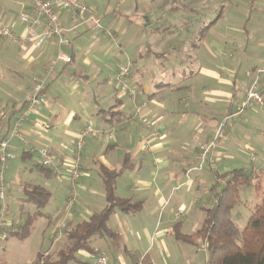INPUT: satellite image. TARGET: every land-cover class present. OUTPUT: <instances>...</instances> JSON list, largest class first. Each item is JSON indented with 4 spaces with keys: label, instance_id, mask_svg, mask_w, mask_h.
<instances>
[{
    "label": "crops",
    "instance_id": "crops-1",
    "mask_svg": "<svg viewBox=\"0 0 264 264\" xmlns=\"http://www.w3.org/2000/svg\"><path fill=\"white\" fill-rule=\"evenodd\" d=\"M123 1L127 0L118 2ZM130 1L129 19L122 23L120 11L111 7V0H82L95 13L96 9L99 11L103 25L98 31L82 25V14L60 9L62 27L72 45L60 47L53 37L40 47L33 41L24 42L31 27L38 35L48 28L45 19L37 15L34 0H0V27L13 33V38L0 37V137H8L24 111L35 79H47L45 100L29 115L23 139L9 143L15 157L9 161L8 170L17 171L12 179L5 175V181L8 196L15 190L23 197L14 202L20 203L24 211H35L37 207L28 200L25 190L38 186L50 193L53 177L59 178V184L66 183L61 171L67 165L66 173L71 172L82 133L94 124L98 131L84 138L80 159L81 172L86 169L93 175L81 176V184L70 177V211L82 219L79 223L102 211L107 206L102 167L117 172L116 195L140 203L137 214L164 222L158 242L150 248L157 245L159 250L155 264H165L160 255L170 256L167 242L171 244V238L199 247L198 239L188 242L178 238V234L193 236L200 229L188 235L183 233L181 222H174L179 217L171 213L170 205L176 194L183 206L188 205L185 194L209 196V208L202 206L205 204L201 199L195 200L194 211L199 214L213 208L215 193L225 187L223 180L217 182L218 176L242 169L253 173V186H264V163L256 164L258 155L253 152L264 137V105H255L243 117L229 118L245 99L252 82L258 81L264 97V72L259 73L264 70V0ZM23 15L30 17L33 25L25 24ZM211 24L206 33L202 32ZM222 24L230 31L216 29ZM75 26H79L77 35L72 32ZM111 40L116 49L105 52L108 45L112 46ZM60 53L70 57L71 62L57 60ZM127 64L132 66L129 84L137 90L136 97L122 93L119 85L111 81L119 67ZM227 118L226 137L207 156L201 171L187 174L198 165L200 147L214 139L215 129ZM34 127L46 130L39 140L32 136ZM42 148L59 159L58 171L40 165ZM37 156L35 166L26 167L33 166L38 173L34 175L35 170L27 168L29 175H20L26 161L33 162ZM206 172L214 176L210 186ZM79 194L83 198L89 196L90 201L82 204ZM51 197L50 193V200ZM77 200L79 207L74 210ZM9 205L4 204V209L0 205V216L5 215L4 229L12 237L22 218L17 223L8 222ZM239 208L250 218L253 212L247 206L242 204ZM120 212L132 215L115 210L108 224ZM60 214L50 218V223ZM70 214L65 215L66 221L75 218ZM233 216L237 221L241 216L239 209L237 215L234 210ZM62 226L66 230L68 225ZM142 226L144 235L146 227ZM111 231L118 235L116 239L98 236L118 242L121 235ZM133 243L131 252L134 249L143 253L141 258L146 261L139 232ZM116 246V252H122L120 244ZM90 247L98 251L91 242ZM129 258L133 264L141 263V258L128 255L126 259ZM174 261L181 264L179 257H174Z\"/></svg>",
    "mask_w": 264,
    "mask_h": 264
},
{
    "label": "rangeland",
    "instance_id": "rangeland-1",
    "mask_svg": "<svg viewBox=\"0 0 264 264\" xmlns=\"http://www.w3.org/2000/svg\"><path fill=\"white\" fill-rule=\"evenodd\" d=\"M119 0H111V7L118 9L120 11L119 15L123 19L122 23L125 21H128V17L130 15V11H128L127 6H132V3L130 0L123 1L122 3L118 2ZM96 13L99 14V11L96 9ZM100 15V14H99ZM102 15V14H101ZM135 17V16H131ZM26 24V23H25ZM220 32L223 31H230V28L226 27L225 24H222V26L217 27ZM231 30L237 31L238 28H232ZM112 41V40H111ZM107 43V41H105ZM115 44L112 41V46L108 45L105 52L110 53L112 50H115ZM253 83V82H252ZM251 83V84H252ZM260 92V91H259ZM256 106H260L255 104ZM252 109V108H250ZM249 110V109H248ZM246 110L242 116L248 111ZM237 117V118H239ZM229 120V119H228ZM231 122V120H230ZM228 123V121H227ZM91 126L94 128L95 131H98L94 124H91ZM228 127V125H227ZM34 133H32V136L34 139L39 140L41 139V136L46 133V130H43L41 128L34 127ZM227 131V128H226ZM31 134V133H29ZM260 139V138H259ZM261 140V139H260ZM261 142V141H260ZM258 142V143H260ZM257 156V163L263 162L264 163V137L262 139L261 145L256 149L255 151ZM37 155V154H36ZM69 156L71 157V152L69 149ZM255 157V155H253ZM38 159V156L33 159V162H30V160H27L25 165L20 168V175L26 177L29 175V169L32 168L33 170L35 166V161ZM232 160V159H231ZM17 162L18 167H21L20 161L17 159L15 160ZM22 162V161H21ZM28 164H34L32 167H26ZM10 166V165H9ZM10 168V167H9ZM68 170L67 165L63 167L62 173H65L61 178L66 179V183L59 184L57 179L53 177L50 184H52V188L50 189V193L52 195L50 202L46 205V207L42 208L41 210L36 209L35 211H24V209L19 207L20 203L14 202L18 200L22 195H18V193H15V190H12L11 196H8V192L6 193V203L10 204L9 206V212L7 220L8 222L13 221L14 223H17V221L20 222V219L22 218V222L19 226L20 233L23 230V227L26 225L28 221L29 216H33L36 213H41L43 216L38 217L32 224L30 229V234L26 238H20L17 235L9 237L6 242L5 246L3 247V251L0 253V264H33L30 263L33 261L37 254L39 252H43L45 255L52 254L50 256L51 261H57L59 254L63 251H65L68 248V241L66 239L67 232L72 229L76 224H79V222L82 221L78 216L73 214L75 211H70L69 204L67 202L68 200V189H69V183H70V173H66ZM17 171V170H16ZM16 171L8 170L6 172V176H10V179L13 177V173H16ZM197 172V171H195ZM38 173L37 170L33 172L35 175ZM193 173V172H192ZM93 175L91 171L84 170L81 172V176H87V175ZM26 175V176H25ZM207 175V183L210 186L214 183V176L208 172L205 173ZM23 178V177H22ZM24 179V178H23ZM81 179V178H80ZM77 181L81 184V181ZM127 179H129V176H127L124 181L126 182ZM7 185V184H6ZM68 188V189H67ZM96 188V187H95ZM184 191H188V189H185ZM264 194V186L263 188L261 186L258 187L257 192L254 188H242L240 190V198H241V205L247 206V209L249 211L253 212L255 207L262 203ZM179 194H176L172 200V203L170 205L171 213L172 214H179V211H183L184 215L177 219H174L176 222H181L183 224V233L185 234H193V232H196L198 229H201L203 226L204 221L206 220V214L205 213H199L195 212L196 210V199L202 200V205L206 208H209V196H207L204 193L197 194L198 196L185 194V199L188 201L187 206H183L181 203L177 201V197ZM84 195L79 194V200L82 204L86 203V201H90L89 196L84 197ZM23 197V196H22ZM78 198V195H77ZM83 199V200H82ZM74 210H76L78 206V200L75 201ZM18 204V205H17ZM1 205V203H0ZM237 209H239L241 216L237 219V224L240 227L241 230H243L248 222L249 216L246 215L245 211H243V208H235V215H237ZM195 210V211H194ZM242 210V211H241ZM61 212L60 216L56 218L53 222L50 223V218H53L55 214ZM64 212V214H63ZM234 212V211H233ZM71 213V214H70ZM118 213V212H117ZM70 214L71 218L70 220H65V215ZM132 215H125L120 212V216H117L116 218H111L112 220L108 224L109 228L111 230L118 232L121 237L119 238L117 244H120V249L122 252H116V243L114 241H111L109 239L101 238L100 236H94L91 239V246L95 248L98 251L95 252H86V251H80L76 254L77 260L75 262H72L71 264H97V259L99 258V255H104L109 264H123V262H126L127 264H133V261L128 257V255L132 256L133 258H138L140 260L143 253H137L133 249V252H131V248L135 247V244L133 243V240H136L138 237V232L140 233L142 237V247H144V250H146L145 257L141 258L140 264H155V261L157 260V256L159 254V250L157 249V245H155L156 248L152 250L150 248L155 242H158V233H162L164 230V222L160 221L158 219H150L145 218L144 214H137V212H132ZM5 215H2L4 219ZM120 219H126V220H119ZM62 223L68 225L65 228L62 226ZM5 224H7V221H5ZM141 224V225H140ZM145 225L146 231L144 232V235L141 232V229H143V226ZM49 226V227H48ZM48 227V228H47ZM5 230L6 229L5 227ZM58 234V235H57ZM150 234V235H148ZM151 240L149 241L148 238ZM172 243L169 244L167 242L168 252L170 253V256L166 255L164 253V256H161L162 261L165 264H175L174 257L181 261V264H207L208 259V253L206 251L205 245L201 244V241H199V247L193 248L191 246H188L186 244L178 243L175 241L174 238H171ZM181 247V248H179ZM149 249V250H148ZM171 249V252H170ZM48 250V251H46ZM100 250V251H99ZM193 250L192 254H190V251ZM40 254V253H39ZM172 254L174 255L172 257ZM120 258V259H119Z\"/></svg>",
    "mask_w": 264,
    "mask_h": 264
},
{
    "label": "trees",
    "instance_id": "trees-1",
    "mask_svg": "<svg viewBox=\"0 0 264 264\" xmlns=\"http://www.w3.org/2000/svg\"><path fill=\"white\" fill-rule=\"evenodd\" d=\"M211 26L212 24L202 32L206 33ZM102 177L107 206L102 211L94 213L89 221L76 224L67 232L68 248L59 254L57 261L50 260L51 253L47 255L40 253L33 264H71L76 261L78 252H95L90 247L94 236L105 235L112 239L118 236L108 228V221L115 210L125 213L140 210V203L134 204L116 195L117 172L102 167ZM220 179L226 183L225 187L215 193V204L206 211V220L202 228L193 236L178 234V238L188 242H193L194 239L201 241L208 253L207 264H264V194L262 203L255 207L246 227L241 230L233 216V211L242 203L240 190L253 186V173L235 169L218 176L217 182ZM259 186L256 183L253 187L257 191ZM25 194L38 210L46 207L50 200V193L38 186L29 187L25 190ZM40 216L43 215L36 213L29 216L22 232L17 229L11 233V236L28 237L33 222Z\"/></svg>",
    "mask_w": 264,
    "mask_h": 264
},
{
    "label": "built area",
    "instance_id": "built-area-1",
    "mask_svg": "<svg viewBox=\"0 0 264 264\" xmlns=\"http://www.w3.org/2000/svg\"><path fill=\"white\" fill-rule=\"evenodd\" d=\"M35 3V11L40 18H44L47 23V30L38 35L33 27L28 30V37L24 39V42L33 41L36 43L37 46H43L47 41L52 39L53 37L58 39V45L60 47L63 46H71L72 41L67 38L65 34V30L62 27V23L59 17V10H70L74 14H82L84 16L82 25L90 28L91 30L98 31L102 28V19L90 9L82 0H34ZM22 21L24 23H28L29 25H33V21L27 15L22 16ZM78 27L75 26L72 29V32L77 35L78 34ZM0 37L2 38H13V33L10 29L5 27H0ZM57 60L63 61L65 63H70L71 58L65 56L64 54L60 53L57 57ZM132 66L131 64L121 65L118 71L115 73L113 77H111V81L117 83L119 85L120 91L122 93H126L131 97L137 96V90L132 89L129 84V78L131 76ZM264 72V70L260 71L259 73ZM47 79H35V86L33 91L27 96L26 98V105L24 111L21 112L19 115L15 125L13 126L12 130L10 131L8 137L3 138L0 137V203L1 207L4 209L5 200H6V193H7V185L5 181V174L9 167V161L14 159V155L11 153L9 148V143L13 139L22 140L23 134L22 131L24 129L25 123L28 120L29 115L33 113L45 100V85ZM257 105H264V97L259 92V85L258 81H254L250 88L246 91L245 99L241 102L240 106L238 107L236 113L229 118L239 117L242 114ZM227 120L228 118L221 123L214 131V139L208 143L203 144L200 147L198 153V165L189 170L187 174H190L195 171H201L205 165L207 160V156L214 152L217 149L218 144L226 137V128H227ZM96 131L92 126H88L82 133V137L77 145V156L73 161V167L70 172V177L73 182H76L81 177V150L83 146L84 138L87 136H91L95 134ZM112 139V136H110ZM41 154V162L40 165L52 172L58 171L60 161L59 159L53 157L49 150L47 149H39ZM73 205V201L71 202ZM184 215L183 211L177 215L181 217ZM9 234L4 229V221L3 217L0 216V253L3 251L4 242L8 239ZM107 259L105 256H101L97 259V264H106ZM42 264V263H41Z\"/></svg>",
    "mask_w": 264,
    "mask_h": 264
}]
</instances>
